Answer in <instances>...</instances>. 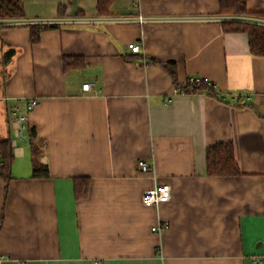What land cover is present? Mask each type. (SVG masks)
<instances>
[{"label": "crops", "instance_id": "obj_1", "mask_svg": "<svg viewBox=\"0 0 264 264\" xmlns=\"http://www.w3.org/2000/svg\"><path fill=\"white\" fill-rule=\"evenodd\" d=\"M240 1L264 11V0ZM97 2L23 0V17L99 19L43 28L36 41L27 25L0 26V139L13 152L0 264H264V55L218 20L219 0H111L106 16ZM196 77L214 94L177 88ZM15 111L27 116L20 135ZM31 128L47 177H31ZM218 142L232 144L239 174L207 175ZM162 183L170 199L142 205Z\"/></svg>", "mask_w": 264, "mask_h": 264}, {"label": "trees", "instance_id": "obj_2", "mask_svg": "<svg viewBox=\"0 0 264 264\" xmlns=\"http://www.w3.org/2000/svg\"><path fill=\"white\" fill-rule=\"evenodd\" d=\"M111 0H98L97 11L98 15L106 16L110 14L107 10ZM219 14L227 15H246L253 14L264 17V11L252 12L246 10L243 2L240 0H219ZM23 0H0V17H23ZM56 25H30L31 41L38 39L39 31L43 28H49ZM227 30L246 32L248 43L252 53L264 55V28L258 25L244 23L240 21H231L223 23ZM74 60V59H73ZM72 58L64 59V65H75ZM166 68L171 74H174L172 64H167ZM182 92L194 93L201 91H212V86L204 81L199 83L187 82L182 88L177 85ZM214 94V93H213ZM29 142L32 151V172L31 177L42 178L48 176L47 167L41 165L38 161L40 154V141L36 138V133L33 128L28 133ZM206 172L209 176H228L237 175L240 173L237 162L233 154V147L230 142H218L208 146L205 150ZM13 161L12 146L9 138L0 139V179L8 184L11 179V164ZM87 190L86 179H76L74 183V196L79 198L84 195Z\"/></svg>", "mask_w": 264, "mask_h": 264}, {"label": "built area", "instance_id": "obj_3", "mask_svg": "<svg viewBox=\"0 0 264 264\" xmlns=\"http://www.w3.org/2000/svg\"><path fill=\"white\" fill-rule=\"evenodd\" d=\"M139 22H144L149 20V17L145 16H138L136 17ZM127 19V18H123ZM187 19H193L187 18ZM99 20L96 17H88V16H75L71 18H49V17H0V26H9V25H27L30 26L32 24H39V25H56L61 23H91ZM200 20V18H199ZM218 20H232V21H240L244 23L254 24L261 26L264 28V17L259 15H224L218 16ZM128 49L131 53H139L140 51V43L139 42H132L127 44ZM199 81H204L208 85H211V82L207 77H196L191 78L189 83H199ZM94 82L86 81L82 83L81 88L83 91H89L92 89ZM246 98L245 95L242 94H235L233 95L232 99L237 102H241ZM220 101H224V97H220ZM37 104V99L35 97H31L28 99L26 104V110L32 111L35 105ZM13 120L17 124L16 125V133L20 135L22 130L25 129L27 125V116L24 113H20L18 111L13 112ZM137 165L141 171L149 170V164L144 159H139L137 161ZM171 197V187L167 183L157 184L153 187L145 189L141 194V203L144 206H152L157 205L162 202H166ZM163 228L161 224H157L151 227L152 231H160ZM93 264H99L98 262H94Z\"/></svg>", "mask_w": 264, "mask_h": 264}]
</instances>
